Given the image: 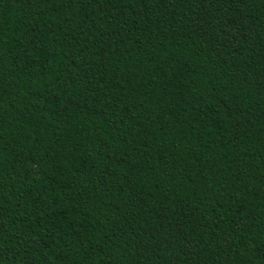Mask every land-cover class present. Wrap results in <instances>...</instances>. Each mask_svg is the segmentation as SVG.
<instances>
[{"label": "trees", "instance_id": "obj_1", "mask_svg": "<svg viewBox=\"0 0 264 264\" xmlns=\"http://www.w3.org/2000/svg\"><path fill=\"white\" fill-rule=\"evenodd\" d=\"M0 264H264V0H0Z\"/></svg>", "mask_w": 264, "mask_h": 264}]
</instances>
